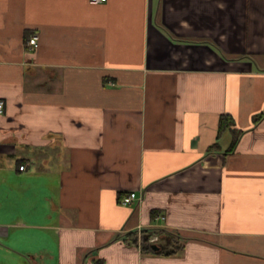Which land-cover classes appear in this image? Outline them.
<instances>
[{"label":"crops","instance_id":"crops-1","mask_svg":"<svg viewBox=\"0 0 264 264\" xmlns=\"http://www.w3.org/2000/svg\"><path fill=\"white\" fill-rule=\"evenodd\" d=\"M0 101V264H264V0H0Z\"/></svg>","mask_w":264,"mask_h":264},{"label":"trees","instance_id":"trees-1","mask_svg":"<svg viewBox=\"0 0 264 264\" xmlns=\"http://www.w3.org/2000/svg\"><path fill=\"white\" fill-rule=\"evenodd\" d=\"M256 120H258L256 118ZM233 121L230 116L223 115L220 117L218 125V136H220L226 129H232L233 140L231 142L230 150L235 146L237 142L236 136L240 133L236 132L233 128ZM217 149V145L210 147V150L207 152ZM156 236L157 241L150 242V239ZM124 243L131 246H137L144 254L148 255H170L173 253V248L177 247L178 238L171 232L162 229L150 230L144 229L137 232H129L124 236ZM158 245L160 249L158 251L153 250L152 245Z\"/></svg>","mask_w":264,"mask_h":264},{"label":"built area","instance_id":"built-area-1","mask_svg":"<svg viewBox=\"0 0 264 264\" xmlns=\"http://www.w3.org/2000/svg\"><path fill=\"white\" fill-rule=\"evenodd\" d=\"M106 0H89V2L91 4H100V3H104ZM37 36L34 35L32 36L29 40H28V48L30 50H34L37 47ZM4 110V103L2 101H0V114L3 113ZM23 167H20V170H22ZM142 201V196L140 194H138L136 191H131L129 192L125 197H123V199L121 200V203L124 206H130L134 203H140ZM157 241V237L154 236L150 239V242H155Z\"/></svg>","mask_w":264,"mask_h":264},{"label":"water","instance_id":"water-1","mask_svg":"<svg viewBox=\"0 0 264 264\" xmlns=\"http://www.w3.org/2000/svg\"><path fill=\"white\" fill-rule=\"evenodd\" d=\"M153 250L158 251L160 247L156 244L152 245Z\"/></svg>","mask_w":264,"mask_h":264},{"label":"rangeland","instance_id":"rangeland-1","mask_svg":"<svg viewBox=\"0 0 264 264\" xmlns=\"http://www.w3.org/2000/svg\"><path fill=\"white\" fill-rule=\"evenodd\" d=\"M232 135V134H231ZM154 237V236H153Z\"/></svg>","mask_w":264,"mask_h":264}]
</instances>
